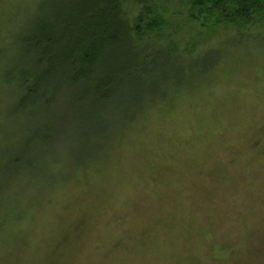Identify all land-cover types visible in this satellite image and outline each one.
I'll return each mask as SVG.
<instances>
[{
	"label": "rangeland",
	"instance_id": "1",
	"mask_svg": "<svg viewBox=\"0 0 264 264\" xmlns=\"http://www.w3.org/2000/svg\"><path fill=\"white\" fill-rule=\"evenodd\" d=\"M41 1L0 0V264H264V21L125 0L148 89L157 53L193 83L134 105L130 72L106 102L29 117L5 76Z\"/></svg>",
	"mask_w": 264,
	"mask_h": 264
},
{
	"label": "trees",
	"instance_id": "2",
	"mask_svg": "<svg viewBox=\"0 0 264 264\" xmlns=\"http://www.w3.org/2000/svg\"><path fill=\"white\" fill-rule=\"evenodd\" d=\"M124 1L40 2L33 24L20 40V52L15 66L11 73L5 76L7 81H13L19 91L15 106L17 112L20 110V113L29 117L33 114L35 117L38 111L43 109L59 108L61 97L67 99V106L80 101L78 97H83L84 101L85 98L92 97L95 103L106 102L113 91L130 78L127 76L130 72H136L138 75L135 85L129 87L133 92L129 94H132L129 98L135 102L134 105L140 104L147 95L165 94L168 78L169 81L173 78L179 88L193 83L194 73L189 75L179 63L172 62L166 55L168 59H162L161 54L157 53V65L153 64L152 69L156 68V76L160 75L161 78L156 81V88L148 89L150 87L147 83L153 82L152 76L139 63L137 53H141L135 49L136 42L132 30L123 17ZM135 1L141 6L150 3V0ZM184 1L202 16H207V27L215 22L244 28L260 25L264 21V0ZM137 36L141 39L144 35L140 37L137 32ZM205 61L204 64L209 63V60ZM205 68L206 66H202L196 72L202 76L206 72ZM161 70L163 72H160ZM138 89L141 91H137V94ZM81 101L80 109L84 107V101ZM95 103L92 104L94 109ZM28 123L33 124L34 120ZM255 238V243L264 244V233ZM255 243L243 248L242 253H245L247 258L251 251L255 250L256 253ZM252 261L253 264L257 262L256 258Z\"/></svg>",
	"mask_w": 264,
	"mask_h": 264
}]
</instances>
